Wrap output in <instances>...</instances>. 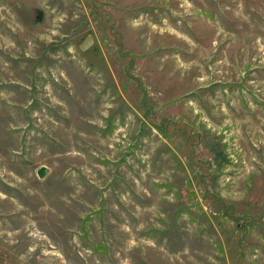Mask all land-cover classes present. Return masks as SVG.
I'll return each mask as SVG.
<instances>
[{
  "label": "rangeland",
  "instance_id": "1",
  "mask_svg": "<svg viewBox=\"0 0 264 264\" xmlns=\"http://www.w3.org/2000/svg\"><path fill=\"white\" fill-rule=\"evenodd\" d=\"M0 255L264 264V0H0Z\"/></svg>",
  "mask_w": 264,
  "mask_h": 264
},
{
  "label": "water",
  "instance_id": "2",
  "mask_svg": "<svg viewBox=\"0 0 264 264\" xmlns=\"http://www.w3.org/2000/svg\"><path fill=\"white\" fill-rule=\"evenodd\" d=\"M94 44V39L93 37L89 36L80 46V50L82 52H85L87 51L92 45ZM48 170L47 168H41L39 171H38V176L40 179H43L46 174H47ZM6 262V259L4 257H2L0 255V264H5Z\"/></svg>",
  "mask_w": 264,
  "mask_h": 264
}]
</instances>
